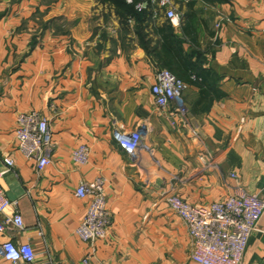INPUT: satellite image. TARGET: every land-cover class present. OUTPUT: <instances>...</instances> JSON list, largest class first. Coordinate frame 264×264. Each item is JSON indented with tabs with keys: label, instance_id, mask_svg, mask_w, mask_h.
Wrapping results in <instances>:
<instances>
[{
	"label": "crops",
	"instance_id": "0c3cea01",
	"mask_svg": "<svg viewBox=\"0 0 264 264\" xmlns=\"http://www.w3.org/2000/svg\"><path fill=\"white\" fill-rule=\"evenodd\" d=\"M140 3L146 15L123 24L112 12L107 24L97 0H0V186L15 203L0 222L18 211L25 226L0 246L30 244L37 264L90 255L77 235L89 206L76 197L82 182L107 180L113 219L88 264H198L169 196L193 205L241 191L264 199V0H175L177 26L152 0ZM162 68L188 86L185 118L157 105ZM31 111L53 134L42 172L18 152L17 117ZM117 131H141L146 149L127 155ZM81 145L86 165L72 159ZM5 158L14 167L3 174ZM0 264H12L1 249ZM243 264H264V215Z\"/></svg>",
	"mask_w": 264,
	"mask_h": 264
},
{
	"label": "built area",
	"instance_id": "2783aa9c",
	"mask_svg": "<svg viewBox=\"0 0 264 264\" xmlns=\"http://www.w3.org/2000/svg\"><path fill=\"white\" fill-rule=\"evenodd\" d=\"M132 3L133 0H127ZM159 8L165 9L167 18L177 26L180 15L174 9L175 0H152ZM142 10L144 6H137ZM187 84L168 69H160L152 93L157 105L166 109L175 105L174 112L185 118L188 108L183 100ZM15 135L18 141V152L29 160H35L38 172H42L52 163L54 148L53 134L49 120L37 111L21 113L17 117ZM115 140L120 148L129 156H135L146 149L143 134L136 131L130 134L117 131ZM90 150L81 145L72 152V159L77 165L89 162ZM202 162L206 164L204 157ZM8 173L14 167L12 158H5ZM238 178L237 174H231ZM106 184L104 177L93 182H82L76 190V197L89 200V206L81 225L77 229L79 238L91 248L89 259L96 252V243L107 238L113 226V219L107 207ZM167 204L186 224L193 244L192 259L198 264H243L245 251L254 232L264 215V199L257 194L241 191L221 202L210 205H193L184 198L171 195ZM15 205L8 200L0 186V214ZM24 220L20 212L0 222V237L6 236L10 230L24 229ZM39 235L42 237L43 233ZM0 249L3 259L12 264H37V253L30 244L4 242ZM54 264V262H51Z\"/></svg>",
	"mask_w": 264,
	"mask_h": 264
},
{
	"label": "trees",
	"instance_id": "16d2710c",
	"mask_svg": "<svg viewBox=\"0 0 264 264\" xmlns=\"http://www.w3.org/2000/svg\"><path fill=\"white\" fill-rule=\"evenodd\" d=\"M102 3L115 5L117 16L123 24H127L130 18L141 17V15L147 14V8H143L142 10L137 8L139 4H143L140 3V0H133L132 3H128L127 0H102Z\"/></svg>",
	"mask_w": 264,
	"mask_h": 264
},
{
	"label": "rangeland",
	"instance_id": "374dc122",
	"mask_svg": "<svg viewBox=\"0 0 264 264\" xmlns=\"http://www.w3.org/2000/svg\"><path fill=\"white\" fill-rule=\"evenodd\" d=\"M97 2H98V4L95 5L94 9L95 10H98L99 7L102 5L103 6V9L105 11L104 13L106 14V16H105V22L107 24H109V22H110V19L109 18L111 16L112 12H114L117 15V13H116L117 12L116 6L115 5H112V4H109V3L108 4H104V3H102V0H97Z\"/></svg>",
	"mask_w": 264,
	"mask_h": 264
}]
</instances>
